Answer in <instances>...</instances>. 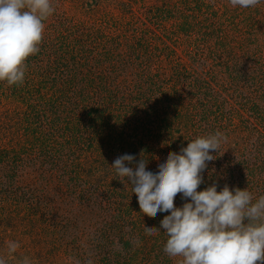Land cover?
<instances>
[{
  "label": "rangeland",
  "instance_id": "1",
  "mask_svg": "<svg viewBox=\"0 0 264 264\" xmlns=\"http://www.w3.org/2000/svg\"><path fill=\"white\" fill-rule=\"evenodd\" d=\"M101 3V17L109 23L106 35L112 41L120 42L121 39L123 42L119 53L122 51L125 54L126 39L133 47L138 38V70L130 69L128 73L122 70L117 75L121 81L123 76L131 80L125 85L126 94L138 92V113L133 112L136 117L138 115V158L134 160V167L142 158L147 162L146 170L156 173L158 165L166 161L165 155L175 152V149L179 153L189 141L219 130L226 136V141L221 143L218 152H210L216 159L207 162V168L201 174L203 183L197 190L202 191L215 184L217 191L225 185L230 190L247 188L253 201L264 195V0L250 8L233 7L230 0H101ZM78 4L79 0H76L69 10L77 22L74 36L83 32V23L91 28L92 22L86 21L88 18L84 15V5L81 9ZM112 41L105 46H109ZM53 46L51 44L45 54L58 53L59 49ZM122 60L125 61V58ZM113 62L121 67L120 61L112 59L104 63L105 69ZM80 71L87 75L88 71ZM33 80L28 77L25 79L23 87H26L27 92L22 93L23 96L39 92L37 94L51 99L50 90L37 88L31 92L28 84ZM132 80L135 83L130 87ZM34 84H38L37 80ZM160 85L166 86L171 93L187 97L178 103L161 98L156 90ZM11 88L6 82H0L1 149L13 143L25 114L30 112L31 115L38 103L37 98L28 99L30 101L27 104L23 99L13 100L8 91ZM3 91H6L7 96ZM188 97L196 98L192 103L196 107L191 105L192 110ZM255 106L260 110L259 113L253 110ZM173 113L183 119L174 121L172 116L167 118ZM128 114L120 112L118 119L125 121L130 117H127ZM131 120L135 121L133 118ZM125 124L130 125L128 122L121 125ZM143 125L154 132L152 136L144 132ZM3 169L4 165H0V176L4 175ZM36 169L35 166L26 165L25 178L26 174L35 175ZM2 180L6 185L9 183L7 178ZM40 185L37 184V187ZM41 190L44 189H30L29 192L34 191L38 195ZM125 190L128 193L126 195H129L125 203L132 204L139 212L135 193L132 189ZM83 191L77 189L64 204L56 196L55 209L59 215L63 212L71 220L67 230L59 233L56 230L50 234L39 233L48 225L29 226L23 220L27 205L24 201L5 202L8 214L16 220L0 225V257H4L7 264H19L25 256L29 258L30 264H81L73 259L76 252L66 247L75 243L73 248L81 246L87 249L92 264H98L96 261L106 264L102 259L104 254L95 261L94 252V241L100 239L97 227L104 226L101 224L103 219L94 217L88 210L94 198L90 202L91 197L84 199L88 189ZM185 202L189 201L178 194L174 206ZM83 209H86L83 211L85 213H80ZM166 214L158 212L156 217L145 218L144 221L147 224L151 222L148 227L159 229ZM45 222L54 223L49 220ZM34 229H38V235H34ZM42 235L45 236L43 239L39 237ZM45 239L50 246L42 243ZM166 240L163 230L156 235L138 234L137 242L131 245L133 255L129 256H133V264H140L141 260L138 259L150 252L156 257L152 264H178L180 257H169L164 252ZM7 241L20 244L13 258L7 257ZM113 246L114 251L108 250L112 255L107 259H110L111 264H124L122 257L128 256L129 251L124 249L117 259L116 254L121 252L122 245L115 239Z\"/></svg>",
  "mask_w": 264,
  "mask_h": 264
},
{
  "label": "trees",
  "instance_id": "2",
  "mask_svg": "<svg viewBox=\"0 0 264 264\" xmlns=\"http://www.w3.org/2000/svg\"><path fill=\"white\" fill-rule=\"evenodd\" d=\"M75 1L52 0L55 11L43 22L45 29L39 45L40 51L29 56L25 61V79L27 77L34 79L28 84L31 92H35L37 88L50 90L51 99L37 94L39 92L25 94L28 97L23 96L22 93L27 92L26 87H23L25 79L23 84L12 85L8 90L13 100L23 99L27 104L33 98H37L38 103L33 106L31 115L30 112L25 114L19 134L13 137V143L8 144L4 149L0 147V165H4L2 170L4 175L0 176V225L16 220L13 215L8 214V206L4 203L24 201L27 205L23 220L27 221L29 226L48 225L39 233L66 231L71 220L63 212L59 215L55 209L56 196H59L58 200L63 203L69 196L74 195L77 189H84L83 192L88 189L84 199L91 197L90 202L94 198L88 210L94 217L103 219L101 224H104L101 227L96 226L100 239L94 241L97 258H94L95 261L104 254L102 259L106 264H111L112 262L107 258L112 255L115 239H118L122 246L116 258L119 259L125 249L129 252L128 256L122 257L124 264H133V256L129 257L133 249L131 245L134 246L137 242L138 234H145L144 228L150 226L151 222L147 224L144 220L150 217L138 212L132 204L125 203L129 196L126 195L128 193L125 189L132 188L126 180L121 181L112 164L116 158L124 154L138 158V115L136 117L133 113H138V92L133 95L129 92L126 94L125 85L131 80L123 76L121 81L117 76L122 70L123 73H128L130 69L138 70L136 63L138 38L137 44L133 47L129 45V39H126L125 54H122V51L118 52L123 42L120 38V42L112 41L106 35L109 23L101 17V0H79L78 7L82 9V4L84 5V15L88 18L86 21L92 20V22L91 28L83 23V32L74 36L77 22L75 15L73 16L69 10ZM80 27L82 28V23ZM109 41L112 43L105 46ZM51 44H54L53 48L59 49V52L45 54ZM42 57L47 60L44 61ZM122 58H125V61ZM112 59L120 61L121 67H117L114 61L106 70L104 63ZM81 69L88 71L87 75L80 71ZM79 71L82 79H78ZM107 72L115 78L109 76ZM85 75L87 77L84 79ZM36 80L38 84H34ZM133 80L130 82V87L135 83ZM156 90L159 97H165L175 103L184 101L187 97L171 93L163 85L156 87ZM3 94L7 96L6 91H3ZM194 99L196 98L188 97L190 108L191 105L195 106L192 104ZM253 110L256 113L260 112L257 106ZM120 112H129L127 117H130H123L126 118L125 121L118 119ZM141 113L143 114L142 111ZM171 116L174 121L183 119L176 113L167 115V118ZM188 116L191 118L190 115L186 117ZM132 118L135 121H132ZM143 120L145 124V118ZM123 122H128L131 127L126 124L121 125ZM163 128L166 129L165 126ZM146 131L151 136L154 133L144 127V132ZM177 151L175 149L176 153ZM167 156L165 155L166 158ZM134 163L136 162L133 161L127 166L134 167ZM26 165L37 167L36 174H26L27 178H25ZM3 178L8 179L7 185L3 183ZM25 182H27L26 186ZM37 184L41 185L37 187ZM30 189L44 190L36 195L34 191L30 193ZM183 204L175 207H182ZM85 210H80V213H85L83 212ZM46 220L54 223L45 222ZM39 233L38 229H34V235ZM39 237L43 239L45 236ZM42 243L50 246L47 239ZM74 244L66 245L76 252L73 259L81 264H92L87 249L81 246L73 248ZM138 260H141L140 264H152L156 261V257L150 252ZM96 262L102 263V261Z\"/></svg>",
  "mask_w": 264,
  "mask_h": 264
},
{
  "label": "clouds",
  "instance_id": "3",
  "mask_svg": "<svg viewBox=\"0 0 264 264\" xmlns=\"http://www.w3.org/2000/svg\"><path fill=\"white\" fill-rule=\"evenodd\" d=\"M233 7H255L260 0H230ZM55 11L52 0H0V82L21 85L25 79L27 58L40 51L45 24ZM226 136H198L179 153L170 152L158 165V172L146 170L147 162L124 154L112 167L121 181L131 185L140 212L150 218L167 213L160 228L146 227L147 235L161 230L167 240L164 252L180 257L178 264H264V195L253 201L246 189L225 185L217 191L212 184L202 191V172L213 161ZM178 194L188 200L175 207ZM7 257L13 258L20 244L7 241ZM0 264H7L0 257ZM19 264H30L27 256Z\"/></svg>",
  "mask_w": 264,
  "mask_h": 264
}]
</instances>
